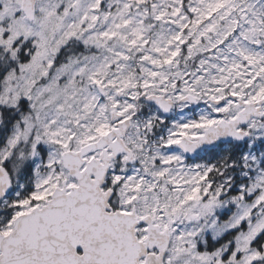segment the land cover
I'll use <instances>...</instances> for the list:
<instances>
[{
	"label": "snow or ice",
	"instance_id": "obj_1",
	"mask_svg": "<svg viewBox=\"0 0 264 264\" xmlns=\"http://www.w3.org/2000/svg\"><path fill=\"white\" fill-rule=\"evenodd\" d=\"M0 264H264V0H0Z\"/></svg>",
	"mask_w": 264,
	"mask_h": 264
}]
</instances>
